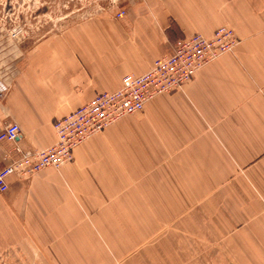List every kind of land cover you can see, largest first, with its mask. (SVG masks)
Returning a JSON list of instances; mask_svg holds the SVG:
<instances>
[{
  "label": "crops",
  "instance_id": "0c3cea01",
  "mask_svg": "<svg viewBox=\"0 0 264 264\" xmlns=\"http://www.w3.org/2000/svg\"><path fill=\"white\" fill-rule=\"evenodd\" d=\"M223 25L236 47L180 90L92 135L59 169L7 177L0 249L29 237L68 264H197L207 255L196 247L141 234L183 214L185 199L208 198L207 221L188 225L219 241L209 264H264V0H134L119 20L86 17L33 41L0 27V130L20 129L0 141V168L54 143V119L144 73L179 39Z\"/></svg>",
  "mask_w": 264,
  "mask_h": 264
},
{
  "label": "built area",
  "instance_id": "2783aa9c",
  "mask_svg": "<svg viewBox=\"0 0 264 264\" xmlns=\"http://www.w3.org/2000/svg\"><path fill=\"white\" fill-rule=\"evenodd\" d=\"M116 15L121 18L125 11L119 10ZM238 41L234 30L225 25L216 28L210 36L193 33L179 39L168 54L154 59L144 73L126 74L115 90L96 93L87 103L54 119V143L40 150L23 151L2 166L0 192L7 189L9 175L29 178L46 167L59 169L67 164L73 158L74 149L92 135L127 115L142 111L152 98L180 90L202 67L231 53ZM5 91L4 86L0 87V96ZM19 136L16 123H8L0 130V141H15Z\"/></svg>",
  "mask_w": 264,
  "mask_h": 264
},
{
  "label": "rangeland",
  "instance_id": "374dc122",
  "mask_svg": "<svg viewBox=\"0 0 264 264\" xmlns=\"http://www.w3.org/2000/svg\"><path fill=\"white\" fill-rule=\"evenodd\" d=\"M133 2L134 0H0V27L15 38L33 41L42 35L64 28L74 20L86 17L101 16L119 20L120 18L116 15L117 11L126 12ZM185 200H190L192 205L186 207L183 214H166L162 220L158 219L160 220L158 223L154 220V228L142 231L141 237L148 239L147 243L160 238H169L176 244L179 239L186 244L184 246L190 253L194 246L197 249L196 255H207L205 260H200L197 264H209V251L217 248L218 253L221 252L219 241L216 247L214 244L209 245L210 240L205 235L208 230L193 229L191 225H188L197 218H200L201 222L207 221L209 199ZM217 200L223 201L224 199ZM141 217L143 216L137 215L139 223L142 221ZM179 223H186L185 229ZM108 232L112 233V231ZM92 237L96 236L92 235ZM143 248L144 245L136 247L138 251ZM47 249L49 247L38 246L32 238L24 237L0 249V264H68L64 261H50ZM61 250L64 249H60V254L64 253ZM59 255L58 258H64V255ZM85 264L104 263L88 261Z\"/></svg>",
  "mask_w": 264,
  "mask_h": 264
}]
</instances>
